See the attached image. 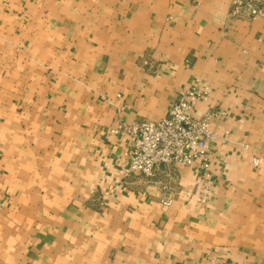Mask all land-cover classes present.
<instances>
[{
	"label": "crops",
	"instance_id": "0c3cea01",
	"mask_svg": "<svg viewBox=\"0 0 264 264\" xmlns=\"http://www.w3.org/2000/svg\"><path fill=\"white\" fill-rule=\"evenodd\" d=\"M231 11L0 0V264H264V18ZM189 86L227 134L209 177L176 167L165 206L160 175L122 180L128 137L110 129L160 119Z\"/></svg>",
	"mask_w": 264,
	"mask_h": 264
},
{
	"label": "built area",
	"instance_id": "2783aa9c",
	"mask_svg": "<svg viewBox=\"0 0 264 264\" xmlns=\"http://www.w3.org/2000/svg\"><path fill=\"white\" fill-rule=\"evenodd\" d=\"M231 12L251 20L264 18V0H232ZM207 97V87L198 89L189 86L166 114L156 121L124 123L117 120L110 132L127 136L129 148L125 152L126 165L122 169V180L125 182L131 177L153 179L160 175L161 203L168 206L179 193L178 186L174 184L178 165H194L199 176L209 177L210 144L217 138L223 143L227 133L219 137L210 128V120L215 116L213 111L207 110L198 117L194 116L198 100ZM241 146L247 149L246 144ZM249 162L253 167L260 166L257 156H251ZM186 195H191V192Z\"/></svg>",
	"mask_w": 264,
	"mask_h": 264
}]
</instances>
